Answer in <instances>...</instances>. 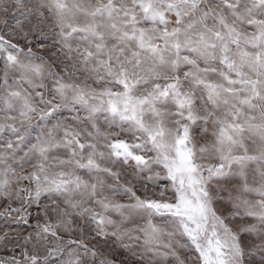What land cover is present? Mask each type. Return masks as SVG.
<instances>
[{
    "label": "snow or ice",
    "instance_id": "snow-or-ice-1",
    "mask_svg": "<svg viewBox=\"0 0 264 264\" xmlns=\"http://www.w3.org/2000/svg\"><path fill=\"white\" fill-rule=\"evenodd\" d=\"M0 264H264V0H0Z\"/></svg>",
    "mask_w": 264,
    "mask_h": 264
}]
</instances>
